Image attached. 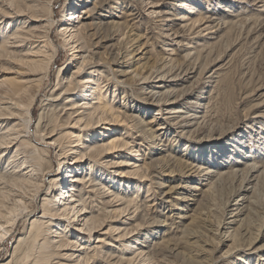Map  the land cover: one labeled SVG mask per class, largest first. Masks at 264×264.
Segmentation results:
<instances>
[{
	"label": "bare ground",
	"instance_id": "1",
	"mask_svg": "<svg viewBox=\"0 0 264 264\" xmlns=\"http://www.w3.org/2000/svg\"><path fill=\"white\" fill-rule=\"evenodd\" d=\"M35 1L24 0L22 7L21 4L11 5V11L0 12V52L24 63L31 71L48 70L55 54L49 37L54 25L45 18ZM56 1L47 0L43 9L52 13ZM109 1L71 0L70 8L74 12L65 15V20L60 22L66 42L77 50L72 54L77 70L63 77L59 88L63 92L59 96L51 94L43 112L57 116L65 129H82L86 137L84 141L80 139L81 131L65 134L77 140L71 142L70 156L61 151L59 167L66 170L62 178L58 177L60 173L50 172L54 164L46 158L47 150L35 148L29 140L31 136L26 135L32 132L31 123L19 124V120L30 118L32 102L25 107L24 116L18 112L19 103L0 108V128L6 127L0 132V258L19 220L26 219L30 223L29 230L18 236L10 258L0 264H264V222L259 232L243 230L257 205L264 179V154H251L253 147L248 144V131H239L238 124L219 134L211 133L213 129L201 132L205 129L212 99L207 84L219 76L218 72L210 73L206 65H199V60L205 54L208 56L220 42L217 35L223 22V25H231L245 15L244 5L249 0H238L236 18L211 14L207 18L199 15V20L192 17L197 12L195 8H190L189 14H184V10L174 15L175 20H170L169 13L163 16L161 12L165 0H137L141 1V7L145 6L146 16L161 19L155 24L158 35L164 40L172 37L170 41L177 47L149 58L147 52L144 53L149 40L144 38V43L140 44L141 36L134 25L143 15L138 5L129 4L127 12L120 16L112 10L116 9L114 4L119 5V9L124 4L115 2L109 6ZM182 6L189 8L184 3ZM205 25H209L207 30H210L207 36L188 37L197 30L200 33ZM37 42L40 44H34ZM26 46L29 48L25 53L18 51ZM82 70L90 72L80 78ZM204 79L205 87L200 92L199 85ZM35 82L40 80L27 83ZM103 83L105 87L121 85L123 99L129 102L123 111L114 112L112 105L105 102L104 98L108 97L102 92ZM263 104L264 100L256 107ZM251 111L253 119H263V113ZM148 116L152 118L147 120ZM117 120L137 130L139 147L149 144L154 147L149 154L142 155L134 150L135 147L129 148L131 161L135 162L114 164L113 168L121 172L112 170L109 173L111 182L104 186L92 176L98 159L124 151L131 143L114 139L119 131L113 128L112 122ZM48 128L40 118L33 135L40 134L43 129L47 132ZM55 132L52 128L47 134L51 141L46 147L60 146ZM182 146L184 149L180 150ZM31 148L42 153L44 158L29 157L27 150ZM8 156L12 161L6 159ZM138 157L141 159H136ZM6 163L11 165L10 169L3 166ZM84 168L87 169L84 171ZM176 176L185 177L191 183L184 186L187 194L172 204L170 195L180 185L164 190V180L175 181ZM104 177L100 172L99 178ZM117 178H127L125 188L122 189V181H116ZM148 181L151 187L157 185L160 190L154 195V203L144 201L139 205L138 196L126 197L130 191L139 193L140 183ZM224 183L233 186V191L224 205L223 218L218 221L214 218L217 210L213 197ZM46 184L51 185L49 197L56 192L55 199L45 195L41 200L42 215L36 217V202L46 190ZM108 185L113 190L110 193L105 190ZM151 187H147V193ZM98 192L103 198L99 207L94 199ZM109 197L112 201L107 200ZM116 203H120L121 209L109 211ZM191 204L201 206L198 216L205 217L194 231L195 219L189 215L194 211ZM170 207L173 210L168 212ZM131 210L134 211L130 213ZM113 211H119V216L128 213V220L138 222L136 225L123 223L125 227L112 226L107 230L111 225L108 215ZM128 225L132 226L128 228ZM144 226L152 228L145 235L142 233ZM108 235L109 239H104ZM135 235L137 243L147 239L136 245H139L138 250L130 246ZM247 235L251 236V241L241 244L240 238ZM93 238L98 240L94 247ZM228 243H231L229 250L215 258L217 249ZM88 244L89 247H85ZM56 259L58 261L54 262Z\"/></svg>",
	"mask_w": 264,
	"mask_h": 264
},
{
	"label": "rangeland",
	"instance_id": "2",
	"mask_svg": "<svg viewBox=\"0 0 264 264\" xmlns=\"http://www.w3.org/2000/svg\"><path fill=\"white\" fill-rule=\"evenodd\" d=\"M46 1L47 0H36L34 4L43 13L45 18L50 19L52 21V24L54 25V28L50 31V35H49L50 44L55 53L54 59L52 60L51 65L48 70L39 69L38 71H31V68H29L24 63L19 62L17 59H12L10 57H7L5 56V54L0 52V56H2V58L4 59L0 61V108L1 109L8 108L11 105V103L12 104L19 103L20 108L18 109V112L24 116L25 110H26L25 107L28 106L32 102L31 104L32 106L30 108V114H28L30 115L29 116L30 118H28L27 120L25 119L19 120V124L20 125L23 123L27 124L28 122L31 123L32 132L26 135L31 136V139L29 140L31 141L32 145L35 146V148L47 150L45 154L47 156L46 158L50 161L52 160L51 161L52 165L54 164L53 167H51L52 169L50 170V172L52 171L54 173L53 175L55 174L58 175L60 173L61 176H58V177L62 178L63 177L62 175L63 173L66 172V170L64 169L62 170V168L59 167V164L62 158L61 156L63 153L61 151H64V153H66V156H70L69 153L71 152L69 151V149H71L70 147L73 145L71 144V142H74L77 140V138L69 139L65 137V134L68 131H74V132L81 131L82 133L80 132V139L84 141L86 137H85V132L82 129H78V128L65 129L61 127L62 124L57 116H54L52 113L46 114L45 112H43L44 104L46 100L48 99V97H50L51 94H57V93H58L57 96H59V94L63 92L62 89H59L61 88L60 83L63 82L62 80L63 77L68 76L69 75L68 72L77 70L75 69L77 65L74 63L72 59V54H75L77 50L75 51L73 47L68 45V43L66 42L64 36L62 35L60 31V22L65 20L64 16L73 14L74 12L72 8H70L71 0H57L54 5L53 12L50 14H48L43 9V6ZM115 2L123 3L124 5L122 9H119V5L114 4ZM133 2H135L136 5H138L136 7L143 14L141 19H139L138 22L135 20L134 25L137 26L136 32L141 36L140 44H142V42L144 43L145 40H149V44H147L149 47L145 45V47L146 46L147 47L144 51V53L147 52L148 54L147 57L149 58L150 56H155V55L158 56L159 54H162L163 50H171L172 48H177L173 46V42L170 41V40H173L172 37L170 40H164L158 35V32L155 29L157 28V26L155 24H159L160 23L159 21L161 19L160 18L154 19L156 16H154V18L151 16H146L144 14L146 13L145 6L141 7L140 5L141 1L137 2V0H110L108 3H109V6L114 4L116 9L112 11L114 12L115 15L121 16L122 13L127 12L129 4H134ZM22 3H24V0H0V4H1L0 12L3 14L5 12L11 11L9 8L11 5L12 7H16L18 4L19 5L21 4L20 6L22 7L24 6L22 5ZM183 3L189 8L182 6ZM239 6L240 4L238 3V0H191L187 2H184L182 0H165L161 12L163 13V16L166 13H169L170 15L168 17L170 18V20H175L174 15L184 13L185 12L184 10H186L184 14H189V12L192 10L190 8H195V11H197L193 13L194 15H192V17H194V19L196 20H199L201 16L203 18H207L211 14H217V15H221L224 17H226L227 15L228 16L232 15V17L236 18L235 15L237 13H235V11L238 9ZM244 7H245V10H244L245 15L242 18L234 20L235 22L231 25L229 24L223 25L224 22L222 23V25L220 26L221 32H219V34L217 35L218 40H220V42L211 49V52L208 56L207 54H205V56L201 57L199 60V63H201L199 65H206L209 68L210 73L218 72V76H219V78H216L213 81H209L211 83L207 84L210 87V88L207 87V89L210 90L212 99L210 100V109H209V114L205 122V129H203L201 132L205 133L207 130L213 129L211 133L219 134V133H222V130L223 132H225L228 128H231L235 124H238L239 131H242L245 129L248 131V139H247L248 144L253 147L251 154L256 153V154L263 155L264 154V116H263V119L262 118L253 119L255 116L252 115L253 111L251 110L253 109L254 112H260V113H263L262 115H264V104L260 108L256 107L264 100V97H263V93H264V2L259 3L258 1L256 2L254 0H249L248 4L244 5ZM205 23H206V20L202 24H205ZM208 26L209 25L203 26L202 28H200L201 29L200 33L197 30L195 34H192L190 36L188 35V37L193 38L196 35L197 36H207V34L210 32V30H207ZM34 44L38 45L40 44V42H37ZM28 48L29 46H26L24 48L19 49L18 51H21V53H25L28 50ZM76 54H79V53H76ZM139 58L140 56L136 57V60H138ZM89 72L90 71H87V73H85L82 70L80 73V78L86 77L89 74ZM206 77H208V75H206ZM30 80H40V82L27 83ZM205 80L206 79H204V81H201L199 85L200 89L205 87ZM119 86L121 88V85H117V87H115V84L113 85L111 84L108 87L107 86L105 87L104 83L101 84V88L103 89L102 92L105 93V95L108 97V98H104V100L105 102L108 101L112 105L114 112L120 111L118 109H121V111H123L122 108L128 102L127 99L125 100L123 99L124 93L119 90L120 89ZM20 88H21V91H19ZM202 90L203 89H201L200 92ZM151 116H148L147 120H150L152 118ZM40 118H42L43 124L45 126L49 125L48 131L44 132V129H43L40 134L33 135L35 132V127L38 125ZM249 118L253 120L252 121L249 120L248 122L247 120ZM115 122H112V124L114 123L113 128H118L119 133L117 136L114 137V139L116 138L117 141H120L121 143L126 142V141L127 143H130V142L131 143L127 149H123L124 151L119 150V152L117 151L115 153H112V155L109 154L104 158L98 159L97 163L95 164V167L93 168L94 173L92 176H96L94 180H97L98 182L103 183L104 186L107 185L109 181L111 182V179H110L111 176L109 173L112 170L113 171L119 170L117 168H116L117 170L113 168L114 164L115 165L120 164L123 161L126 164L129 162H132L131 160H133V158L129 156V153L131 152V149L129 150V148L135 147L134 150H138L139 151L138 154L142 155V154H149V152H151V148L154 147L152 145L150 146V144L146 147H139L138 144L140 140L137 137V130L134 131V129H132L130 125H127L128 124L127 122L126 123L120 122V120H117ZM73 125L74 123L70 126V128H72ZM4 128L6 127H1L0 132H2ZM52 128H54V130L56 131L54 134L58 136L57 137L55 135L56 138L52 137L53 138L52 140H54V138L55 139L60 138L59 139L60 146L58 147V145H55L51 148H48L46 147V145L49 141H51V139H47L49 137V135L47 134L51 131ZM108 141H112V139H109ZM243 142H247V141L243 140ZM172 145L173 144L171 143L170 146ZM181 148L182 149L180 150L184 149L183 146ZM23 149L24 148H22L21 151H23ZM231 149H232V152L234 153L236 152L235 149L230 147V150ZM27 151L28 152L30 151L28 154L29 157L34 156V155L36 157L37 156L39 157L41 156L40 154H42L40 152H36V150L32 148L28 149ZM41 157L44 158V156H41ZM8 158L9 156L6 159ZM136 159L139 160L141 159V157H138ZM9 161H12V159L9 158ZM9 163L4 164L3 166L4 167L6 166L8 167V169H10L11 165L8 166ZM87 165L88 164H86V166ZM86 169L84 168V171ZM99 171L105 174L104 178H99V175H100ZM119 172L121 171L119 170ZM169 177H173V176H169ZM184 178L180 179L179 176L178 177L176 176L175 181L171 180V178H170V181L168 180V178H167L168 181L164 180V182H166L167 184V185L165 184L166 189L164 190H167L168 186L174 187L176 185H180L179 189L173 190L174 192L171 193L170 195V199L173 202L172 204H174V202L175 203L178 202L177 199L180 198L181 196L186 195L188 192L187 190L184 189L185 188L184 186L190 185L188 183H191V182H189V179H186V178L184 179ZM66 180L64 179V182ZM116 181L123 182V183L121 182L120 184L122 185L121 187L123 189L127 185L126 182L128 180L127 178L125 180L121 178H117ZM140 184H142V188H140L139 193H135L134 192L135 190L130 191L126 195V197L128 199H133L134 197L138 196L139 205L144 201L145 202L149 201L150 204L154 203L153 202L154 195L157 196V194L160 193V190L156 188L157 185H153V187H151L149 181L140 183ZM50 186L51 185L46 184V190L43 191L42 194L38 196V201L36 202V206L34 210L36 217H39L40 215H42V211H41L42 201L41 200H43L45 195L48 194V198H51L52 200L55 199L54 196L56 192H53V196L49 197L51 194V192H49L48 190ZM148 186L151 187V191L149 193H147V190H146ZM110 188H111V185H108L106 187L105 190H109L107 193H110L111 191H113ZM232 191H233V186H231L229 183H224L223 186L220 189H218L215 196L213 197V204L215 205L216 210H217L214 212L215 220H218V221L222 220L223 213H224L223 211L224 205L227 201V198H229V196L231 195ZM100 194L101 193L98 192L96 193L94 197L95 205L98 207L100 206L99 202H102L103 200ZM159 198L160 197H158L157 199ZM112 199H113L112 197H109L107 200L112 201ZM156 202L158 203V201ZM119 204L120 203H116L115 204L116 207L114 206L113 208H110L109 211H112V209L113 210H118L119 208L121 209V206ZM198 204L200 205V202ZM198 204L196 205L191 204V207L194 211L190 212L189 214L193 216V219H195V224L192 226L193 231L196 230V228H198V226L202 223L201 220L204 217V216H198L199 215L198 213H200V208H201V206L199 208ZM171 210H173V208L171 209L170 207L169 210L167 211L169 212ZM133 211L134 210H131L130 213H132ZM127 214L128 213L122 216H119V211H113L111 215H108L109 218L107 219V221L110 222L109 224L111 225L108 226L106 229L108 230L112 226L125 227L121 225L123 223L124 224L131 223L132 225H136L138 220L137 221H135V219L132 221L128 220L129 216H126ZM263 222H264V179L261 180L259 193L257 195V205L255 207V210L253 214L250 215V218L247 221L246 225H244L243 230L246 231V229H248L251 233L259 232L262 229ZM29 224H30L29 221H27L26 219L19 220V223L14 227V230L12 232V237L8 241V244L6 245L5 250L2 252L0 261H6L7 259L10 258L12 254L13 246L15 242L17 241L18 236L23 234L27 230H29ZM132 225H128V228H130ZM144 228L146 229V226L143 227V231H142L144 235L147 233V231H150L152 229L150 227L146 229L145 231ZM101 234L103 233L101 232ZM116 234L117 233H115L114 238L116 237ZM133 234H136V233H133ZM250 237L248 235L246 237H241L240 243L244 245L248 244L251 241ZM134 238H137V235H135L131 239L132 242L130 243V246L132 245V248L136 247V249L134 248L133 250H138L139 245L138 247L136 245L141 243L145 239L144 238L140 239L139 243H137L134 241ZM104 239H109V235L107 237L105 236ZM97 241L98 240L97 239L95 240L94 238L91 240L92 247L97 246ZM151 241H153V238H151L150 242ZM230 244L231 243H228L226 246H220L217 249V251L214 253V257L218 258L221 255H223L225 252H227L229 250ZM118 245H121V244H118ZM85 247H89V244ZM56 261L58 260L57 259L54 260V262Z\"/></svg>",
	"mask_w": 264,
	"mask_h": 264
}]
</instances>
